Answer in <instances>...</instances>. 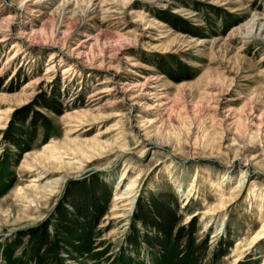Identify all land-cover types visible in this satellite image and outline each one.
<instances>
[{
	"label": "rangeland",
	"instance_id": "374dc122",
	"mask_svg": "<svg viewBox=\"0 0 264 264\" xmlns=\"http://www.w3.org/2000/svg\"><path fill=\"white\" fill-rule=\"evenodd\" d=\"M160 192L190 239L134 221ZM263 232L264 0H0V264H264Z\"/></svg>",
	"mask_w": 264,
	"mask_h": 264
},
{
	"label": "trees",
	"instance_id": "16d2710c",
	"mask_svg": "<svg viewBox=\"0 0 264 264\" xmlns=\"http://www.w3.org/2000/svg\"><path fill=\"white\" fill-rule=\"evenodd\" d=\"M155 64V63H153ZM157 66V65H156ZM166 67V66H165ZM167 68V67H166ZM161 72L163 73H167L166 70H163V68H161ZM31 111H25V112H22V115L20 117V120L19 122H23V121H26L28 119V117H30V113ZM76 180V182H80V181H88L89 179H86L85 178H80V179H74ZM103 188H105L103 186ZM165 197V199H168V201L170 203L168 204H163L164 202H160L159 199H163ZM102 201H100V204L97 205V209L96 211H93L89 216L87 215L86 216V222L88 225H90V227H93V225H95L97 223V221L99 220V218L102 216V214L104 213V210H105V205H106V202H107V195L106 196H103ZM150 202L152 203H148V205H150V208H151V204H153L154 207H152V210L150 212L153 213V216L156 217V222L153 221L152 219H150L149 217H146V214L145 213H141V212H138L136 214V220L134 221H140L142 225H148L150 226L151 228H155L156 230H160V233L159 236L160 237H163L162 239H164L165 241H168L171 239L174 240V241H179L181 238H183V235H187L189 236V239L191 238V236L193 235L194 233V218H191L187 224H180L178 225V221L180 219L179 217V214H178V204L176 203V200L175 198L170 194H166L165 192H160L158 193L157 196H155V198L153 197H150ZM156 202H159V203H156ZM70 203L71 206H75V208L81 210V207L77 205L76 202H68ZM78 206V207H77ZM146 206V205H145ZM74 208V209H75ZM144 212V211H143ZM143 217H141V215ZM144 214V215H143ZM83 212L82 211H79V216H83ZM67 221V220H66ZM61 226H64L62 228L64 229H71L70 228V223H66V225L62 224ZM32 230V229H31ZM30 231V230H29ZM32 235V238L34 239V242L35 244H46V245H50V242L48 240V235L45 232H41V231H36V232H33L31 233ZM158 237V240L159 238ZM52 239V238H51ZM130 241H133V240H130ZM137 241V239H136ZM52 242H53V248H54V239H52ZM146 242V241H145ZM148 243V242H147ZM202 243V242H201ZM205 245V244H203ZM222 251L219 253L221 254Z\"/></svg>",
	"mask_w": 264,
	"mask_h": 264
},
{
	"label": "bare ground",
	"instance_id": "6f19581e",
	"mask_svg": "<svg viewBox=\"0 0 264 264\" xmlns=\"http://www.w3.org/2000/svg\"><path fill=\"white\" fill-rule=\"evenodd\" d=\"M108 90H103L102 92L104 93V92H107ZM109 91H110V89H109ZM264 233V232H263ZM255 239V238H254ZM258 239V238H257Z\"/></svg>",
	"mask_w": 264,
	"mask_h": 264
}]
</instances>
